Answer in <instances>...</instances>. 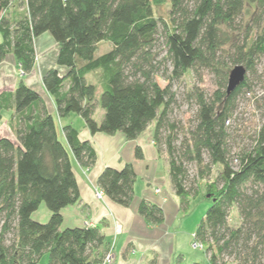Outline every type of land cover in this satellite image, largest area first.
<instances>
[{
    "label": "trees",
    "instance_id": "16d2710c",
    "mask_svg": "<svg viewBox=\"0 0 264 264\" xmlns=\"http://www.w3.org/2000/svg\"><path fill=\"white\" fill-rule=\"evenodd\" d=\"M248 1L256 10L246 24ZM45 32L57 41L58 64L66 67L43 76L60 117L76 113L92 133L123 132L130 140L154 122L180 211L201 192L212 201L194 233L207 261L186 263L179 255L175 264H264V124L244 143L230 124L240 95L251 90L247 73L264 57V0H0V63L13 53L22 74L32 72L35 39ZM104 42L109 48L100 52ZM230 64L247 72L228 93ZM204 69L216 76L217 89L194 86L187 99L195 113L177 120L175 85ZM4 110L12 111L14 137H0V264H38L45 255L47 264H103L111 248L99 227H62V209L80 201L72 157L92 168L91 141L70 124L63 141L44 97L23 80L0 93V122ZM134 157H144L139 145ZM136 178L132 162L108 165L98 185L130 207ZM42 202L51 213L47 221L33 217ZM235 208L239 222L231 224ZM137 210L152 225L165 222L157 203L141 199Z\"/></svg>",
    "mask_w": 264,
    "mask_h": 264
},
{
    "label": "crops",
    "instance_id": "0c3cea01",
    "mask_svg": "<svg viewBox=\"0 0 264 264\" xmlns=\"http://www.w3.org/2000/svg\"><path fill=\"white\" fill-rule=\"evenodd\" d=\"M35 47L37 60L32 72L26 75L22 74L20 64L13 53L8 54L0 63V93L4 90H14L23 80L44 97L49 111L57 122L63 141H65L63 127L70 124L79 130L80 138L91 141L97 152L96 164L90 169L84 168L72 157L80 201L62 209L64 217L62 227L84 225L99 227L113 255L112 261L106 264H148L153 258L156 259L155 264H175L179 255L189 263L186 261V250L181 247L182 231L179 234L167 230L170 216L179 222L183 218L181 216L183 212L179 209L180 198L172 187L167 157L158 151L154 141L155 123L147 128H151L148 136H144V131L136 139L130 140L123 132L92 133L84 119L76 113L60 117L55 99L43 82L45 72L51 68L56 67L61 73L66 71L64 66L58 64L59 45L50 32H45L35 39ZM4 111L6 113L3 112L1 126L8 125L9 130L3 134L14 137L10 127L12 111ZM98 111H102L101 117L97 118L101 121L104 112L99 107L96 113ZM138 145L144 153V157L139 160L134 157V150ZM162 159L164 170L159 175L158 166ZM128 162L133 163L137 174L134 205L130 207L120 205L105 193L99 197L97 191L101 189L98 177L103 168L108 165L121 168ZM141 199L157 203L164 208L166 219L163 224L152 225L138 213L137 205ZM50 214L47 208L44 211V218L48 219ZM44 264H47V260Z\"/></svg>",
    "mask_w": 264,
    "mask_h": 264
},
{
    "label": "rangeland",
    "instance_id": "374dc122",
    "mask_svg": "<svg viewBox=\"0 0 264 264\" xmlns=\"http://www.w3.org/2000/svg\"><path fill=\"white\" fill-rule=\"evenodd\" d=\"M165 5L162 6L161 9L156 12L160 13L163 9H166ZM256 4L247 2L245 13H244V22L247 24L250 20L253 19V15L255 14ZM244 33V31H243ZM241 33V36H243ZM232 38H237V33H230ZM109 48L108 43H102L100 45V52H103ZM61 66V65H60ZM226 72L228 73V77L235 67L230 64L226 66ZM66 68V67H65ZM247 76L250 79L251 90L247 89L242 92L239 99L237 100V109L234 114V118L230 121L231 126L233 127L237 140L244 143L249 142L250 137L254 136L255 132H257L261 126L264 124V57L261 58L257 64V67L254 72H248ZM161 83L165 84L163 80H160ZM194 86H202L207 92L212 93L217 89V78L216 76L207 69L201 70L199 74L197 72H190L186 75L185 79L182 82H179L175 85V91L177 93L178 99V107L175 109L174 117L177 120L187 121L188 118H191L195 113L196 106L194 101H189L187 99V92L193 89ZM101 93V88L98 89V97ZM100 110H103L99 106ZM5 112V111H4ZM101 112L98 111L95 113L96 118L101 117ZM6 113V112H5ZM6 122V121H5ZM5 124V123H4ZM154 122L151 123L153 126ZM149 127V126H148ZM147 127V128H148ZM8 125L1 126L0 122V135L5 136V132H7ZM150 129L144 130V136H148ZM0 136V137H2ZM164 170V160L158 166V174ZM215 172L214 175L215 176ZM136 183V182H135ZM212 201L204 195L203 192L199 194L197 197L193 198L190 203V208L183 214L181 221L178 222L172 215L170 216L169 228L167 230L173 233H181V247L186 250V261L191 263L193 261H207V255L204 249L193 247L194 242V231L197 228L198 223L202 219L204 215H206L207 210L209 209ZM46 203L42 202L38 210L33 213V217L39 221H47L48 219L44 218V211L47 210ZM231 224H237L239 222V216L237 209H233L232 215L230 218ZM171 227V228H170ZM193 259V260H191ZM47 260V256L45 255L38 264H44Z\"/></svg>",
    "mask_w": 264,
    "mask_h": 264
},
{
    "label": "water",
    "instance_id": "95a60500",
    "mask_svg": "<svg viewBox=\"0 0 264 264\" xmlns=\"http://www.w3.org/2000/svg\"><path fill=\"white\" fill-rule=\"evenodd\" d=\"M246 68L243 65H236L230 75L228 81V93L234 91L240 84H242L246 77Z\"/></svg>",
    "mask_w": 264,
    "mask_h": 264
},
{
    "label": "built area",
    "instance_id": "2783aa9c",
    "mask_svg": "<svg viewBox=\"0 0 264 264\" xmlns=\"http://www.w3.org/2000/svg\"><path fill=\"white\" fill-rule=\"evenodd\" d=\"M97 195H98L99 197H101V196L103 195V192L98 190V191H97ZM193 247L203 249V248H204V244L201 243V242H198V241H195V240H194V242H193ZM112 258H113L112 250H110V252H109L108 255L106 256V258L104 259L103 264H106V263H108V262H111V261H112Z\"/></svg>",
    "mask_w": 264,
    "mask_h": 264
}]
</instances>
